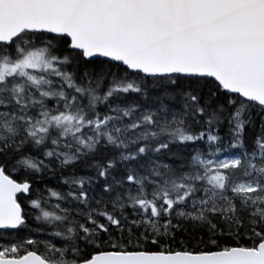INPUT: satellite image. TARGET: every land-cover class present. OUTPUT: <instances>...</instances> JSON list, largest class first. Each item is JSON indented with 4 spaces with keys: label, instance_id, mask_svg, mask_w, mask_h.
I'll return each mask as SVG.
<instances>
[{
    "label": "snow or ice",
    "instance_id": "1",
    "mask_svg": "<svg viewBox=\"0 0 264 264\" xmlns=\"http://www.w3.org/2000/svg\"><path fill=\"white\" fill-rule=\"evenodd\" d=\"M0 264H264V0H0Z\"/></svg>",
    "mask_w": 264,
    "mask_h": 264
}]
</instances>
